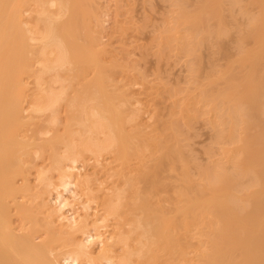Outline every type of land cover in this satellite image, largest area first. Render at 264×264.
<instances>
[{
	"label": "bare ground",
	"instance_id": "obj_1",
	"mask_svg": "<svg viewBox=\"0 0 264 264\" xmlns=\"http://www.w3.org/2000/svg\"><path fill=\"white\" fill-rule=\"evenodd\" d=\"M94 2L0 0V264H264V0H177L173 17L196 80L201 46L227 57L230 5L247 14L234 57L179 102L186 121L193 98L219 99L215 136L240 141L222 153L242 175L191 171L178 118L134 92Z\"/></svg>",
	"mask_w": 264,
	"mask_h": 264
},
{
	"label": "rangeland",
	"instance_id": "obj_2",
	"mask_svg": "<svg viewBox=\"0 0 264 264\" xmlns=\"http://www.w3.org/2000/svg\"><path fill=\"white\" fill-rule=\"evenodd\" d=\"M177 3V0H95L93 7L99 20L100 38L127 65L126 74L135 80L132 84L134 92H139V96L148 105L154 101L161 118L167 117L170 112L178 118L176 123L179 125L180 142L184 154L195 164L191 167L195 175L197 167L206 165H221L229 169L233 167L242 175L246 165L241 160H236L232 165L222 153L224 146L233 148L234 154H237L240 141L229 142L215 136L218 127L215 113L219 111L216 108L219 99L204 103L195 98L200 91L196 85L205 81L204 71L210 59L214 60L216 68H220L226 59L234 57L237 30L246 23L247 14L238 3L230 5V14L226 16L230 27L229 35L225 37L229 46L227 57L221 52L209 56L208 52L214 46H201V72L194 80L191 71L193 56L189 53L187 39L181 47L176 44L172 32ZM181 28L179 32L186 37V31ZM202 31L200 29L199 33ZM193 96V103L186 110L187 119L183 121L179 117V102ZM240 125L236 124L237 137L242 133ZM30 176L32 178L33 174ZM55 177L53 173V180ZM53 190L47 193L51 201L55 195ZM12 218L13 225H17V217L13 215ZM166 257L165 254H159L156 260L148 263L141 256L134 257L132 264H160L159 261ZM165 262L176 264L177 261L170 257Z\"/></svg>",
	"mask_w": 264,
	"mask_h": 264
}]
</instances>
